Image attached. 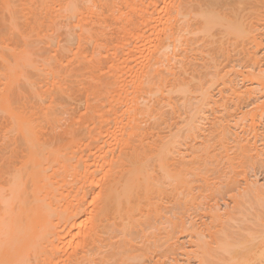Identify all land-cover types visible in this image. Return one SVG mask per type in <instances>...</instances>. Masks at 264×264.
<instances>
[{
	"label": "bare ground",
	"instance_id": "1",
	"mask_svg": "<svg viewBox=\"0 0 264 264\" xmlns=\"http://www.w3.org/2000/svg\"><path fill=\"white\" fill-rule=\"evenodd\" d=\"M34 1H38V0H34ZM39 1H40V4H38V5H41V7H37V5L35 7V4L33 2V4H32L33 7H31V8L28 7V10L31 9L32 11L33 10L36 11L34 8H36V9L39 8L38 10L40 12L41 8H43L45 11L42 13L46 14L48 12L47 13V14H49L48 17H45V16H47V14L46 15L44 14L45 15L44 16L40 12V15H43L45 17L43 24L47 20L46 21L47 26H48V24L54 25V19L52 16H55V15H53L51 13L53 11L56 13V11H57L56 7H58L60 9V11L59 10L58 11H59L60 15H62L64 18L66 28L69 25L70 20L75 21L85 12L89 13L91 19H90V22L88 24H86L87 27H85V28L81 27V24H79V26L77 24L76 27L72 26L75 30V31H72V33H69V32L65 33L64 32L65 36H63L64 37L63 39L65 40V44H67V42H73V43H71V45L69 43L67 44V46L69 45L70 47L69 46L67 47L64 45V48L60 49V52H61L60 56L61 55L63 56L65 54H67L68 56L70 55L73 59L71 62L72 65L71 66L68 65L69 67H71L70 69L68 68L69 70L64 69L65 71H63V72L60 70L61 73L58 71L59 72L58 76H56L54 74L55 77H57V80L60 82L59 76L62 73L64 74V72H65V75H62V81L60 83L56 80V78H54L53 74H51L53 76V78L50 75V73L48 74L51 76V78L49 77L50 80H53V81L56 80V82L55 81L54 82L59 85V86H56L57 84L54 83L55 87H58L57 88L58 90H57V93L56 94L54 93L55 95L53 94V96L51 97V100L49 102L48 107H46L47 103H45L46 101L44 100V97H46V96L43 95V93H42V91H44L45 87L44 88L41 87L42 83L40 84L39 81L36 80L37 79L36 76H39L37 74V71L40 72L39 74L41 76V71H39L40 67L37 66V64L33 58V53L30 51L29 45L26 44L25 46L22 45L20 47L19 46L15 47V48L13 47L14 49H12V52H11V54H13V56H12L13 57V63L12 64L6 63V70H5V72H3L4 82L2 84V90H1V93H2L1 105L6 109H12L13 103H17L18 102L17 99L22 98V97H24V95H26L24 91H26L28 93H27V97H26L27 100H24L23 102H21L19 104L17 103L18 105H20V106H18V108L23 109L24 111L20 112V113H12V115H11V126H12V128L15 127L16 131H18L22 135V138L24 140L25 154L23 156L24 159L22 161V164L19 167H16L14 169L11 166L12 170L9 167L10 170L13 172H12L9 180L5 179V181H8V182L5 185H0V202L2 203V204L1 203L0 204H1V206L3 205L2 207H0V264H29V261H28V258H29L28 253L30 252L29 250H31L33 248L32 250L36 251V254H37L38 251H42L43 247H45V244H48V246H46L47 251H45V249H44L43 253L42 252H40V253L48 256V258H50V260L52 262H54V261H53V258L51 259L50 254H52V257H53V255L55 253V255L57 256V260H56V256L54 255L55 256L54 259L56 260L55 264H56V262L58 263V260L61 263L63 261H66L68 258H69L68 260L74 264H94V263L95 264H130L131 262L128 263V261H125V259H129V258L131 260L133 259L132 260V262H133L135 259L137 260V257L139 255H140V257L145 256L147 258L148 255L146 256V254H148V253H145V251H148L149 248L153 249L150 246L147 247L148 245H152V244H148L147 246L144 247L143 252H142L143 255L139 254L140 252H137V253L134 252L135 253L134 254V253H132L131 249L134 247H137L136 248V250H137L138 246H139V245H137V243H135L136 237L134 235L137 234V237L142 235L144 230L146 229L147 225L150 224L151 222L153 225V221H154L153 219H155V217H157V215L159 216L160 214H162L160 212L162 211L161 209H163V204L165 203V202L163 203L165 196L167 195V199L171 198L169 200L172 202H170L169 204L175 203L174 206H176V207H172L171 210L172 209L174 210V208H177L178 213H179V210L183 207V205L186 204V202H187L186 200H188V199L194 200L195 194L193 195L192 191L197 185H195V187L192 186V183L194 184V182H193L194 178H191V176H193V175H194L193 177H195V176L199 177L200 176L201 177L200 180L203 179V177L201 175H199V174L195 175L194 174V173H197V172H195L196 170H200V169L202 170V167H204V165L207 164V166L210 168L207 167L208 170L207 169L205 170V167H204L203 170L205 171V173H208L209 171H211L214 174H217V173H215V171L217 170L216 167L220 165V163H221L220 160L224 159V160H227L228 164L226 162L225 163L228 165V167L230 166L229 164L233 163L229 168L230 170L228 169L230 171V172L228 171V174L232 173V171H234V167H233L234 164L241 162L240 164L242 165L245 161L250 160V162H251L252 160H255L257 157L262 155L260 149L257 152L255 151L258 148L256 149L255 146L250 144L251 141L249 142L247 140L246 142H243L244 141L243 132L244 133L248 132L249 134L253 133L254 138L256 135H258L259 136L258 138H260V141H262V142L264 141V135L261 132H259V130L257 129V124L254 123L255 121L252 122L253 119L251 120L252 123L250 122L251 125L248 126V129L250 127V132L247 131L246 127H244L245 129L243 130L242 133H240V135L236 134V132L234 130H233L234 131L233 132L232 129H230L232 126L229 124L228 121H225V117H224L225 115L222 112V114H223L222 117H224L222 120H220L219 117L216 116L218 119L212 118L214 120L213 124L211 122L210 123L211 126H209V128L207 130H204L205 127H204V129L202 128V130H204V132L207 131V134L202 133L203 131L200 132V133H202V135L204 134L203 136L201 135L202 137H204V138H201L202 139L201 143L199 142L201 144V147H203V150H201L202 148L200 146H198L199 149L198 148H196V149H198L199 151H197L196 149H194L196 146L193 145V143H191L192 140L188 141V139H192V137L194 138L199 133V128H201L199 126L200 125L199 121L202 119V115L204 113V112L202 113V111H203L204 107L206 106L205 108H208L207 106L209 104H211L212 102L214 103V100L212 99L213 97L210 94L211 90H212L210 82L213 80L215 81V78H216V82H217V78L220 77L222 79V80L221 79L220 80L223 83V82H225V80L223 78L225 77V79L227 78V80H228V76H229L228 72L227 73L224 72V74L222 73V75L220 76L221 72L219 71V67H217L218 65L217 66L215 65L216 63L214 61L212 62L213 64H211V65L210 64H206L207 66L204 65L205 67H203V69L204 68L206 69V70L204 69V71H203V73L205 72L204 74L202 72L198 74L197 70H196L197 72H195L197 64L194 63L195 65H193V57H192V61H191V59L187 60L188 58H191V57H188L187 54L190 51L192 52V50H193L192 40H193V36L195 35L194 33H198L197 30L199 31L198 34H200V32L201 33L203 32V34H204V32L207 31V26H208L207 21L210 24V21L208 20V18L205 19V20H207L206 23L203 22L204 23L203 26H201L203 23L200 25V27H198L199 25L194 23L195 26H197L196 29L189 27L190 26L189 22H188L189 18L186 19V18L182 17L185 19V20H183L184 22H181V23H183V25L180 24L182 29H180L178 22H177V24H178L179 28H177L176 22L174 21V20H177V17H176V19L172 20V22H175L176 28L179 30H177L176 28L175 29L177 31L181 30L182 32L185 29V33L180 34L181 31L179 33L176 30L175 31L177 33H175V31H173L174 26L170 23V26L171 25L173 26L172 32L170 30L168 32V34L166 32L163 35L164 36L163 38H160V39L158 38V42L160 40L159 43L157 42V40L155 41L153 38L150 39L151 40L150 43L152 42V46H150L151 44L148 43V44H150L149 45L150 47L148 46V48L150 50H147L150 52V53H148V60H146L145 62L143 61V63H141V66L137 67L134 70L135 73L133 72V75L127 81V79L125 80L127 72H129L130 70H131V72L133 71L132 68L129 70V67H130V66L128 67L129 61L126 62L123 58V57H125L127 52L130 50L129 48L131 46H129V44L131 45V43H134V42H132L133 39L136 40V42H135L136 44H138L137 40H140V42L143 41L144 42L143 44H146L148 39L143 40V37L141 35L139 36L140 33L136 34L135 29H137V25H133L134 23L137 24L136 21L138 20V18H141L142 13L141 14L139 13L140 15H138V16H140V17H138V16H137L138 18L136 17L137 20L133 19L134 22H133V20H131L133 15L132 14H131L132 16L129 15L130 16V18H129L128 15H126V13H128L130 10L132 11V13L134 11L137 12L138 10L141 11V9H143V8H141V5H142V7H144L143 3H142L144 0H141L140 5L136 4L137 0H58L59 3L56 2L57 0H54L56 3L53 2V0H52V3L49 2L48 0H42V1L39 0ZM47 1L49 2L48 4L46 3ZM205 1H203L202 3H204ZM209 1L211 2V0H209ZM209 1H207V2H209ZM223 1H225L226 4L229 6H231V4L235 5L234 3L236 2V0H233L234 3L231 2V4H230L229 1H226V0H223ZM240 1H243V0H240ZM240 1L236 2V4L239 3ZM246 1H250V0H246ZM1 2L3 4L2 5L3 8H1V10L3 12L8 10V14H10L11 12L13 13V14L11 13L10 16L6 13L9 17L3 18L4 14L1 11L2 12L1 14H3V15H1L2 17L0 16L1 17L0 23L4 25L8 22V24H9V25L6 24L7 27H5V29H8V30H5V29H3V30L9 31V30H11V28H14L15 33L13 35H15V34L18 35V36H16L15 39L17 40V37L18 38L21 36L23 37V32L21 34V32H19V29H17L18 19L16 17L17 15L16 14L14 15V13H17L16 9H15V11H11L12 9L9 7V5L11 3L10 0H1ZM138 2H139V0H138ZM152 2H153V0H152ZM152 2H150V3H152ZM160 2H162V1H160ZM175 2H176V0H175ZM200 2H199V4H200ZM167 3H169V0ZM195 3L198 4V2H196V0H181L177 4L178 6L175 5V6H177L176 10L174 9L176 12L175 14H178V15L180 14V16L182 14V16H183L184 15L183 12L185 11L184 13L186 15H190V14H188L189 8L192 7V5ZM217 3H218V1H217ZM252 3H254V1ZM252 3L251 4L249 3V4L253 5ZM173 4H174V2H173ZM206 4H208V3H206ZM226 4H225V6H227ZM244 4H246V3H244ZM213 5L215 6L214 3H213ZM10 6L12 7L13 3ZM175 6L173 8H175ZM222 6H223V2H222ZM222 6L221 7L218 6V9H219V7L222 8ZM14 7L17 8V5L14 4ZM14 7H12L13 10H14ZM146 7H148V6H146ZM146 7H144V8H146ZM153 7H154V5H153ZM197 7H198V5H197ZM199 7H201V6H199ZM207 7L208 6H206L205 8H207ZM231 7H229V8H231ZM166 8H167V6H166ZM193 8L196 9V7H193ZM213 8H212V10H213ZM216 8L214 9V11L217 10ZM223 8H224V6H223ZM239 8H240V6H239ZM250 8H252V7H250ZM148 9H150V7H148ZM170 9H172V8H170ZM199 9H201V8H199ZM246 9H248V8H245V10ZM150 10H153V9H150ZM174 10L172 9V11H174ZM205 10H207V9H205ZM242 10L243 11H241V10H239V11H241L243 14L244 9L242 8ZM248 10L250 11V9H248ZM9 11H10V13H9ZM82 11H85V12L82 13ZM146 11L148 12V10H146ZM201 11H204V10L201 9ZM224 11H223V14L225 16ZM30 12L31 11L29 10L28 13H30ZM219 12L221 13V11H219ZM226 12H228V11H226ZM232 12H233V9H232ZM35 13L32 12L31 13L32 15L29 14L30 16L28 15V17H30V19H32L31 17H34ZM213 13L214 12L212 11V14ZM128 14H130V13H128ZM173 14H174V12H173ZM173 14H171V15H173ZM205 14L206 13L204 11L203 15H205ZM212 14H210L211 17L213 16ZM239 14H241V13H238V15ZM38 15H37V17H38ZM40 15L38 18L43 17ZM171 15H170V17L172 18ZM186 15H184V16H186ZM195 15L198 17L197 13ZM143 16H144V13H143ZM241 16H243V15H241ZM107 17H108V20L110 18L112 19L111 22L113 24H117V27H115L114 25L113 26L119 30V31L116 30V32H115V34L117 32L119 33L118 36H120V39H118V41L121 39H129V41L127 43L126 41L121 42V41H123V40H121L120 41L121 43L118 45H117V41H116L115 45H117L116 46L117 51H116V55L114 56L116 62H114V60H112V58H113L112 57L111 61L113 62V65L110 64L112 66L111 68L109 67V69L111 71L108 68H105V69L109 70V72L107 73L108 77L105 78V77H103V75H104L103 73H105V71H106V70L104 71V66H106V65L103 66L102 62H100V58L102 57V55L99 51H100V47L105 45L106 41H107L106 28L108 26L105 23L106 20H104V19H107ZM204 17H202V18H204ZM226 17H228V16L226 15ZM230 17H232V15ZM233 17H234V15H233ZM245 17H247V16H245ZM38 18H37L38 21L34 20V19H36V17L34 19H32L33 22H35L34 23L35 26L34 27L32 26L33 28H36V21L38 24V22L41 20V19L39 20ZM198 18H200V17H198ZM216 18H214V19H216ZM239 18H241V17H239ZM30 19L28 18V21ZM144 19H143V22H144ZM235 19L237 21V18H234V19L231 18L232 22H234ZM32 20H30V21H32ZM149 20H150V18H149ZM200 20H201V18H200ZM225 20L226 19H224V21ZM113 21H115V23ZM239 21L240 20H238V22ZM41 22H42V20L40 21V23ZM139 22H138V24H139ZM146 22H147V20H146ZM198 22H199V19H198ZM211 22H212V20H211ZM232 22L230 21V23H232ZM238 22H236L237 24H235V25H232L234 23H232L231 25L229 23L228 26H226V27H228L229 31L227 29L224 31L230 32V30H231V34L230 33L229 34L232 37H233V35L234 36L236 35V34H232V33H238V36H240L239 33L241 30L239 27H241L240 26L241 23L239 24ZM241 22H242V20H241ZM145 23H143V24H145ZM223 23H225V22H223ZM244 23H246V22H244ZM206 24H207V26H206ZM216 24H217V21H216ZM44 25L38 24L37 27L38 26H40V27H38L37 31L39 32L41 30V28H43V27L47 28ZM238 25H239V27H238ZM241 25H244V24H241ZM41 26H43V27H41ZM55 26H57V25H55ZM55 26H53V27H55ZM130 26L132 27V29H134V31H133L134 35L131 32L132 29ZM133 26H135L136 28H134ZM32 27L30 26V28H32ZM53 27H50V28H53ZM142 27H144V25H142ZM247 27H249V26H247ZM247 27L245 26L244 28L247 29ZM140 28H141V26H140ZM16 29L18 30L17 33H16ZM241 29H242V27H241ZM242 30L244 31L245 29H242ZM20 31H22V30H20ZM41 31H44V29H42ZM170 32H171V34H169ZM219 32H221V31H219ZM9 33L10 32H8V34ZM11 33H12V30H11ZM44 33H42V34H44ZM222 33L223 32H221V34ZM135 34L137 36H135ZM247 34H249L248 37L251 40L250 44H252L254 42L252 45L256 46L255 48H257L259 46V40H261V39H259V40L257 39L258 37L255 36L254 31L251 33L249 31H247ZM247 34H246V36H247ZM39 35L40 34H38V36ZM4 36H5V34H4ZM7 36H5V37H7ZM44 36L47 37V38L45 37L47 40L48 35L46 34ZM207 36L208 35H206V38H207ZM238 36H236V39ZM5 37H3V38H5ZM22 37L20 39H23ZM157 37H158V35H157ZM197 37H200V36L198 35ZM223 37H224V34H223ZM225 37L228 39L227 36H225ZM9 38H11V36H9ZM9 38H5V39H9ZM208 38H211V37H208ZM240 38H242V36ZM113 39L115 40V38H113ZM199 39H202V38L200 37ZM53 40L54 39H52L51 41H53ZM228 40H227V43L225 42V44H227V45L224 44V46H227V48L229 46ZM225 41H226V39H225ZM24 42H25V40H24ZM230 42H231V38H230ZM136 44H134L132 46L135 47ZM143 44H142V46H145ZM52 45H53V43H52ZM92 45H95L96 49L93 50L92 56H89L88 51H90V50H88V48H90ZM115 45H112V46L115 47ZM176 45H178L177 46L178 48H179V46L182 47L181 50L183 51V53H185L184 55L187 58L185 60H184V58L183 59L177 58L178 63H177V60H175L176 57H178V56L174 55L175 58H173V53L174 54L176 53L175 52L176 49L174 50L173 53H171L172 51L170 50V49H172L171 46H174L173 48H175ZM247 45H248V43H247ZM62 47H63V43H62ZM65 47H67V48H65ZM135 48H134L135 52H137V51L139 52V49L141 50V47L139 49H137V48L135 49ZM204 48H205V45H204ZM251 48H253V47H251ZM144 49H145V47H144ZM248 50H247V53L245 54V56H247V57H244V58H247L249 61H252V60L254 61V60L258 59V58H256L257 57L256 54H250V52ZM252 50L255 51L256 49L253 48ZM132 51H129V52L131 53ZM187 51H189V52H187ZM130 53L127 55L130 56ZM142 53H143V50H142ZM240 53H242V52H240ZM253 53H255V52H253ZM127 55H126V57H127ZM181 55H183V54H181ZM255 55H256V57H254ZM185 56H183V57H185ZM63 57H59V59L62 60ZM2 59H3V57H2ZM125 59H127V58H125ZM171 59H172L171 62H173V59H174V61H176V62H174V66H176L175 64L177 63L176 68L174 66H171L172 64L166 63V62L170 63L169 60H171ZM123 60L125 62H123ZM84 61H85V63H83ZM207 61H208V59H207ZM194 62H195V58H194ZM223 62L224 61H222V63ZM164 63H165V65L167 64V65L171 66V67L168 66L169 68L167 70V65H166V71H164L165 70V68L163 67ZM82 64H83V68H80L79 66ZM159 64H162V66ZM201 65L202 64L199 63V65H197V67L200 66V68H202ZM61 66H62V64H61ZM158 66H160V67L158 68ZM24 67H31L32 69H36V70L38 69L37 71L35 70L36 73L34 72L37 75L35 76L32 73V75L25 76L24 72H23ZM37 67H39V68H37ZM59 69H63V68L61 67ZM57 70H58V67H57ZM33 71L34 70H32V72ZM207 71H209L208 73L212 72L210 74H213V76H210V77H212L214 79L212 80V78H209L208 79L209 81L206 82L207 79H204V77L205 78L209 77V74L206 73ZM194 72L197 73L196 76L194 75L195 74ZM237 72H236V74H237ZM260 72H261L260 74L264 75L263 71H260ZM52 73H53V71H52ZM201 74L204 76L201 77ZM205 74H207L208 77L205 76ZM238 74H239V72H238ZM260 74H257L258 77L256 76L258 81L260 80V78L264 77V76H261ZM42 76L45 77V75H43V74H42ZM100 76H102V77H100ZM196 77H197L198 81L196 82L194 80L195 83H192V79H195ZM40 78H42V77H40ZM47 78H48V76H47ZM202 78L204 79V82L201 81ZM229 80H231V79L229 78ZM21 82H25L27 90H25V88L23 89V87L20 86ZM216 82H214L215 84H212V85L215 86ZM230 82L231 81L228 82V86H227V83H223V84H226L227 89H230V90H232V92L236 93L235 92V90L237 91V89H235L236 87L234 86L235 87L234 88L233 87L234 84H232ZM217 84H218V82H217ZM223 84H222V86L226 87ZM262 85H263V83H262ZM227 92H229V91H227ZM232 92L230 91V93H232ZM193 93H196V94H193ZM220 93H222V92H220ZM72 95H73L74 100L71 98ZM229 95H231V94H229ZM176 97L180 98L182 102ZM83 98H84L83 101L85 102V108H87V111L84 112V115L82 118H79L78 113H77L78 111L76 108H74L75 105L77 106V101H75V100L83 99ZM161 98H163L164 101ZM159 99H161V101ZM175 99H176V101H175ZM177 99L182 103V105L181 104L180 105L185 107L184 111L187 112L186 118L183 120L185 122L184 123L185 125L183 127L184 128L187 127V128H186V131L184 133H182V132L185 129H183V130L181 129V131H182V132L180 131L181 133L179 131H176L177 129L175 130L176 132H174V130H173V133L172 132L169 133V131L171 130V128H169V127L171 125L169 127H167L168 125L166 123H169L168 120L171 117H169L170 115L169 116H167V115L170 114V111L172 110L170 108L175 107L176 106L175 104L178 103ZM72 102H74L73 103L74 106L71 108ZM174 102H177V103H174ZM215 103H217V102L215 101ZM219 103H220V101H219ZM220 105H222V104H220ZM171 106H173V107H171ZM178 106H179V104H178ZM181 106H179L177 108H180ZM213 106H214V104H213ZM217 106H219V104ZM230 107H231V105H230ZM177 108H175V109H177ZM224 108H226L225 105H224ZM236 108H237V106H236ZM166 109H168V110L170 109V111L167 112ZM73 111H75V112L73 113ZM184 111H183V113H184ZM234 111H236V110H234ZM234 111H232V112H234ZM24 113H26V115H24ZM166 113H167V115H166ZM172 113H171V116H173ZM75 114H77L76 117H75ZM174 114L176 115V111ZM227 114H229V113H227ZM175 115H174V117H175ZM215 115H217V114H215ZM237 116H239V115H237ZM63 117L65 120H66V118L71 119L69 130L64 131V132H63V129H62V131H60V130L56 131V129L54 130V128H56V127H53V126H55V125L57 126L58 123L61 122L59 120H62ZM174 117H173V119L177 118V117H175V118ZM222 117H220V118H222ZM229 117L227 119L230 121L232 118L230 119ZM204 118H205V116H204ZM173 119L171 118V120H173ZM171 120H169V121H171ZM233 120L237 121V119H233ZM173 121L171 123H173ZM176 121H177V119H176ZM236 121H232L233 122L232 124L236 125ZM238 121H239V118H238ZM198 122H199V124H198ZM37 125H38V130H39V128L43 129V127H44V129H46V134L43 136V138L38 135ZM164 125H166V126H164ZM174 125H175V122H174ZM63 126L64 125H62L61 127H63ZM66 126H68V125H66ZM162 126H164V129H161V128H163ZM59 127H60V125H59ZM165 128H166V131H168L167 128L170 129L168 131V133H169V135H167L168 137L167 136H159V134H160L159 131L162 130L160 132L161 133L163 132V134H164ZM178 130H180V127ZM257 130L259 133L256 132ZM78 131H80V134ZM81 132H83V134ZM215 132L217 134H219L220 137L222 136L221 137L222 140L224 138L223 136L226 135V136H228V138H226V139H228V141H229V138H230L229 136L231 135V137L233 138L232 141H234L235 144L233 143L234 144L233 146L230 145L231 147H229V149H228L227 146H229V143L227 146H225L228 141H226L224 138V140L226 142L224 141L225 144H223V146L225 148L226 147L227 148L226 149L224 148L223 153L225 154L226 151H228V150L230 151V149H232L235 152L230 151V154H233V155H228L229 152H227L224 155L225 157H223L221 159L220 157L223 156L222 152H215L216 148L219 150L221 148V146H217L218 144L216 142H218V141H216L217 139H215V138H219V140H220L219 142H221V139L218 135L215 134ZM256 133H258V134H256ZM77 134L80 137H78ZM246 134L247 133H245V135ZM215 135H216V137H215ZM82 136H83V138L81 139ZM213 136L215 138H213ZM198 137H200V136L198 135ZM248 137H249V135H248ZM82 140H84L83 143L81 142ZM212 140L216 141V142L213 141L216 144V148H214L215 145H214V147L212 146V144H214V143H212ZM91 141H93L92 144L95 143V146L99 149V152L102 154V156L100 158H98L96 156H94V157L91 156L87 162H84V158H83L84 151L85 152L87 151L85 149H86V147L88 148ZM193 142H194V144L197 143V141L196 142L193 141ZM224 142H222V143H224ZM219 144H221V143H219ZM181 146L183 148L185 146L186 149L182 150ZM250 146L255 148V149L254 148L253 149H254L255 153H257V155L255 154V156H254L253 155L254 152L251 153V147ZM210 147H213V148L211 149ZM188 148L191 152H190V154L188 153V156L186 157L185 156L186 153H184V152L186 150H188ZM204 150H205L206 156L202 153V152H204ZM180 151H182V152H180ZM175 152L180 153V154L183 153L184 155H180L181 157H179V159H178L177 157L179 156V154L176 155ZM198 152L203 155V158H204V156L207 157V159L205 158L207 160V163L204 161H201L202 159L200 160V158H202V156L200 154L197 155ZM231 152H234V153H231ZM258 152L261 154H259ZM174 153H175L176 157L173 156ZM175 158H177L178 160L177 159L175 160ZM257 159H259V158H257ZM260 159H262V158H260ZM234 160H235V163L232 162ZM200 161L203 163H206V164H201ZM258 161L259 160H256V162H258ZM261 162H264V160L262 159ZM200 164L203 166L201 167ZM257 164H260V163H257ZM209 165L215 166L214 167L215 169L213 168V166L211 167ZM244 165L245 166H243V167L245 168L246 166H248V163L246 162V164H244ZM252 166H254V165H252ZM1 167H3V166H1ZM258 167H259V165H258ZM236 169L239 172H240V170H238V169H241V171H242V167L241 168L236 167ZM102 170H104L103 172L105 173L103 175L104 176L103 180L106 183V186L105 187L103 186V189H100L99 192H97L94 195L92 193L93 192V188H92L93 181L92 180L96 176V174H97L96 172L97 171L99 172ZM223 170H227V168H225V169L223 168ZM223 170L221 171V173H223ZM245 170L246 169H244V171ZM218 171H219V169H218ZM70 173H72V174H70ZM198 173L201 174L204 172L199 171ZM213 173H211V174H213ZM233 173H235V171ZM68 174H70V175H68ZM211 174L208 173V176H211ZM237 174H238V172H237ZM239 175H241V174H239ZM239 175H236V176H239ZM68 176H70V177L68 178ZM189 176H190V178H189ZM208 176H207V178H208ZM216 176L219 177L218 174ZM232 176L235 177L234 175H232ZM232 176H231V178H233ZM254 176H256V175H254ZM207 178H205L207 181L208 180L211 181L210 179H212L210 177L208 179ZM205 179L202 180V182L203 181L206 182ZM241 179H240V182H241ZM233 180H235V179H233ZM233 180H231V181H233ZM256 180H254L255 182H248L247 181L246 185L244 184L245 186L243 185L241 187V189H242L241 192H240L241 189H239L238 190L239 192H238L237 189L235 187H233L234 185H232L231 183L230 184L232 186L230 184H227V182L225 185L224 181H226V180H224V181L222 180L224 182V185L227 187L225 189L226 191L229 190L228 188L233 187V188H231L232 191H234L233 189H236L235 191H237V194L235 195V198L233 197L234 199L232 198L233 201L231 200V198L229 196L230 201L233 202V206L231 209L232 211L226 210V212H224V214L226 216L222 215L223 213L222 214L220 213L222 210L221 211L219 210L220 212L218 211V209H217L219 207L218 204L216 205V206H218L216 208L213 205L215 202L212 204L214 207L209 202V204L212 206L211 212L213 215H211V217L214 220L213 221L214 224L212 222V224H210V226H208L210 228L207 227V230L209 229L207 237L205 236V234L196 231L195 230L196 228H193L194 225L192 226V232L193 231L196 232L195 237L197 238V241L195 243L197 244V246H196L197 250L195 252H196V255L199 257V261H198L199 264H264V186H262L263 184L258 185L256 183ZM196 181H198V180H196ZM212 181H211V183H213ZM214 181H216L215 178H214ZM222 181L219 182V184L221 183V185H222V183H223ZM237 182H238V180H237ZM242 182H244V181H242ZM208 183H209V185H208ZM168 184H169V186H166ZM203 184H205V183H203ZM238 184L236 183L235 186ZM207 185H208V187L211 186L210 182H207ZM212 185H214V184H212ZM240 185H242V184L240 183L239 186ZM200 187H201V185H200ZM218 187L217 188L215 187L217 189L216 190L217 192L219 189ZM166 188H169V189L166 190ZM211 188H213V186ZM211 188L209 189V192H212ZM215 188H213V189L215 190ZM222 188L219 189V191H221ZM71 190H72V192L74 191L73 192L74 193L73 198L72 197L69 198L68 197L69 195H67L68 191L70 192ZM182 190H184V191H182ZM225 190H224V195L226 192ZM66 191H67V193H66ZM229 192L231 194L230 190H229ZM218 193H217V195L221 194V193H219V194ZM179 194H182V196H184V197H182V196L180 197ZM211 194H210V196H211ZM59 197H61V198H59ZM197 197L195 196V200ZM217 197L218 196H216V198ZM89 199L92 200L91 203L93 206L91 205L92 206L91 208H93V209L89 208V205H88ZM164 201H166V200H164ZM209 201H211V199ZM226 203H228V201ZM165 205H164V208H165ZM223 207H224V204H223ZM167 209L166 210L163 209V210H165L167 212ZM223 209L225 210V208H223ZM171 210H169V211H171ZM177 210H175V211H177ZM89 212L91 213V216H89V217L92 218V220H90V218H89V222L91 221L90 225L91 224H93V225L88 229H90V231L92 230V233L89 230L87 231L86 227H85L86 230L83 228L84 231L82 232V225H79V227L76 228V232H77V234L78 233L81 234L80 240H82V238H85V239H83V241L81 242L82 244H79V245H81V247H79L77 245L79 250L76 251L74 254L72 253L73 255L70 254V256H72V258L69 256V257H66L65 260H63L65 257L64 255H66V253H65L66 250L63 249V244H62L63 239H62V237L56 236V235L59 234V231H61V232L65 231V230H69L70 232L73 231L75 228L73 221L76 220V218L78 219V217L82 216V214L86 215V213H88V215H89L90 214ZM171 213H173V212H171ZM176 214H177V212H176ZM236 214H239L240 217H237ZM249 214H251L253 216L252 219L249 216L251 221L253 220L252 222L249 221L251 224L253 223L252 224L253 226H251L250 223H248L249 225L245 224V223H244L245 225L239 223L238 226H236V227L234 226L235 225L234 222L236 223L240 220L244 221V220L248 219L247 216ZM160 216L162 217V215H160ZM161 217H159V218H161ZM211 217H210V219H211ZM168 218H170V217H168ZM171 218L173 219V217H171ZM174 218H177V215ZM172 219H170V220H172ZM233 219L234 220L239 219V220L233 221ZM215 220L218 222V224H217V222H215ZM169 221L167 220V223ZM175 221L177 224L179 223L176 219H175ZM246 222H248V221H246ZM177 224H173V226L175 225L174 228H176L178 226ZM169 225H172V222ZM180 225H179V227H180ZM257 225L260 227V228L258 227L259 229L257 227L255 229V226H257ZM86 226H87V224H86ZM148 227H149V225H148ZM154 227H155V225H154ZM198 230L202 231L204 229L202 228V230H200V229H198ZM90 235L91 236L93 235L91 237L93 239H89ZM192 235L194 236V234H192ZM87 236H89V237L86 238ZM115 238H118V239L115 241L114 240ZM54 239H55V242L57 245L55 244ZM154 240L156 241L158 239H154ZM39 242L42 243L40 246L41 250L38 247L40 245ZM53 243L55 246L52 245ZM193 243H194V241H193ZM195 243H194V245H196ZM155 244H156V242H155ZM42 245H44V246L42 247ZM51 246H53V248H51ZM49 247H50V249H49ZM75 248H77V247H75ZM142 248L138 249L137 251H139V250L142 251ZM52 249L53 250L55 249L56 251L55 250L53 251ZM66 249H67V247H66ZM71 250H72V248H71ZM71 250H69L70 253H71ZM44 251L47 253H45ZM73 251H75V250L73 249ZM40 253L38 252L39 255H40ZM159 253H160V251H159ZM162 253L163 252L161 251V255H162ZM58 254L61 255L62 257H59ZM136 254H138V255H136ZM92 255H94V256L97 255L96 256L97 258L93 257ZM148 257L150 258V256H148ZM48 258H45V259H48ZM60 258H63V259L60 260ZM138 259L140 260L139 257H138ZM29 260H30V258H29ZM139 260H137L138 264H142L143 263L141 261L142 259L140 260L142 263H140ZM51 261L47 260V262H51ZM92 261L93 262L95 261V262L93 263ZM135 261H134V263H135ZM152 261H150V262H152ZM155 261H157L156 264H160V263H158V260H154V262ZM30 262H31V260H30ZM154 262H152V263L154 264ZM60 263H58V264H60ZM63 263H65V262H63ZM66 263H67V261H66ZM135 264H137V262ZM146 264H148V263H146Z\"/></svg>",
	"mask_w": 264,
	"mask_h": 264
},
{
	"label": "rangeland",
	"instance_id": "2",
	"mask_svg": "<svg viewBox=\"0 0 264 264\" xmlns=\"http://www.w3.org/2000/svg\"><path fill=\"white\" fill-rule=\"evenodd\" d=\"M42 1V0H41ZM49 2H51L52 3V0H48ZM46 2L47 4L49 3V2ZM160 1H162V2H160ZM171 1V2H170ZM181 0H176V2H175V0H169V3H167L168 2V0L166 1V0H153V2H152V0H144L142 3H143V6L144 7H146V6H148V7H150V9H153V10H150V9H148V7H146V8H144V7H142V5H141V8H143V9H141V11L140 10H138L137 12L136 11H134L133 13H132V11L130 12H128V13H130V14H128V13H126V15H128V17L130 18V16H132V18H131V20H137V18L138 17H140V16H138V15H140L141 13V18H138V22H139V24H138V22L136 21V23L137 24H133V25H137V29H135V33L136 34H138V33H140L139 34V36L141 35L142 37H143V40H147L148 39V41L146 42V44H143L144 42L143 41H141L140 42V40H137L138 42V44H136L135 42H136V40H132V42H134V43H131V45L129 44V46H131L129 49V51H132L131 53L128 51L127 52V54H129L130 53V56H128L127 54V57H126V55H125V57H123L124 58V60L126 61V62H128L129 63V65H128V67H129V70L132 68V72H131V70L129 71V72H127V74H126V77H125V80L127 79V81L131 78V76L133 75V72H134V70L137 68V67H140L141 66V63H143V61L145 62L146 60H148V53H150L149 51H147V50H150L149 48H148V46L150 45V46H152V42L150 43V39H154L155 41L157 40V42H158V38L160 39V38H163L164 36V34L167 32V34H168V32L171 30V32H172V28H173V26H174V30L173 31H175L177 28H179V26H180V24H182L183 25V23H181V22H184L183 20H185L184 18H186V19H188V22H189V27L190 28H197V26H195V24H197V25H199L198 27H200V25L204 22V23H206V21L207 20H205V19H207L208 18V20L210 21V24H209V22L207 21V23H208V26H207V24H206V26H207V31H205L204 32V34H203V32L201 33L200 32V34H198L199 33V31L197 30V32L198 33H194L193 35V40H192V48H193V50H192V52L190 51H187V52H189L188 54H187V56L188 57H191V58H186V56L184 55L185 53H183V51L181 50L182 49V47H180L179 46V48L177 47L178 45H176V47L178 48H173L174 46H171L172 47V49H170L172 52L171 53H173L174 52V50H175V54L173 53V58H175L174 57V55L175 56H178V57H176V59L175 60H177V58L178 59H183L184 58V60L185 59H187V60H190L191 59V61H192V57H193V65H195L194 63H196L197 65H199V63H201L202 65H201V67L202 68H200V66H198L197 67V65H196V69H195V72H197L198 74L199 73H203V71H204V69H203V67H205V66H207L206 64H213L212 62L214 61L215 63V65L217 66V67H219V71L221 72L220 73V76L222 75V73L224 74V72H228V80H227V78L225 79V77L223 78L224 80H225V82H223V83H227V86H228V82L229 81H231L230 83H232V84H234L233 85V87L235 88V89H237V91L235 90V92L236 93H234V92H232V90H230V89H227V86H226V84H223L222 82H221V78L219 77V78H217V82H218V84H217V82H216V78H215V81L213 80L214 78H212V77H210V76H213V74H210V73H212V72H210V73H208L209 71H207L206 73H208L209 74V77H208V75L207 74H205V76H207L208 78H205L204 77V79H207L206 80V82L207 81H209L208 79L209 78H212V80L213 81H211L210 82V84H211V96L213 97L212 99L214 100V103L212 102L211 104H209L207 107L208 108H205L204 107V109H203V111H202V113H203V115H202V119L199 121L200 122V127L201 128H199V133L200 132H202V133H204V134H207V131H205L204 132V130H207L208 128H209V126H211V122H212V124H213V119L215 118V119H218L217 117H219V119L220 120H222L224 117H225V121H228L229 122V124L232 126H230L231 128L230 129H232V131L234 130L235 132H236V134H239L240 135V133H242L243 132V130L245 129L244 127H246V129H247V131H249L250 132V127H249V129H248V126H250L251 124H250V122H251V120H252V122L253 121H255L254 123L255 124H257V129L259 130V132H261L263 135H264V77L263 78H260V80L258 81V79H257V77H258V75L257 74H260L261 72L260 71H263V74H264V0H250V1H240V0H238V1H240L239 3H237L236 4V2H238L237 0H236V2L234 3V1L233 0H226V1H229V3L231 4V2L232 3H234L235 5H232L231 4V6L233 7H231V6H229V5H227L226 4V2L225 1H223V0H211V2L209 1V0H196V2H198V4L197 3H195V4H193L192 5V7H190L189 8V13L188 14H190V15H186L184 12H183V14L184 15H186V16H182V14H181V16H180V14L178 15V14H175L176 12H175V10H176V8H177V4L180 2ZM201 1V2H200ZM203 1H205L204 3H202ZM207 1H209V2H207ZM217 1H218V3H217ZM221 1V2H220ZM254 1V3H252ZM3 2V1H2ZM2 2H1V0H0V16L1 15H5L6 13L8 14V10L7 11H5V12H3L2 10H1V8H3V4H2ZM10 5L13 3V6L12 7H14V4H16L17 5V8H15L14 7V10H13V8L9 5V7L12 9L11 11H15V9H16V12L17 13H14V15L16 14L17 16V19H18V25H17V29H19V32H21V34H22V32H23V39H20L21 37H17V40L15 39L16 38V36H18V35H13L14 33H15V30H14V28H11V30H12V33H11V30H9V31H5V30H8V29H5V27H7V25L6 24H8V22L6 23V24H1L0 23V185H5L8 181H5V179L6 180H9L10 179V177H11V174H12V172L13 171H11L12 170V167L15 169L16 167H19L21 164H22V161H23V156H24V154H25V145H24V140H23V138H22V135L18 132V131H16V129H15V127H13L12 128V126H11V115H12V113H20V112H23L24 110L23 109H19L18 108V106H20V105H18L19 103H21V102H23L24 100H27V93L28 92H26V91H24L25 92V94L26 95H24V97H22V98H19V99H17V103H13V105H12V109H6V108H4L2 105H1V98H2V93H1V90H2V84H3V82H4V76H3V72H5V70H6V63H9V64H12L13 63V54H11V52H12V49H14L15 47H17V46H25L26 44L27 45H29V48H30V51L33 53V58H34V60H35V62H36V64H37V66H39L40 67V70L39 71H41V76H40V72H38L36 69H32L31 67H24L23 68V72H24V75L25 76H28V75H32V73H33V75H39V76H36V80L37 81H39V83L41 84V87H45V89H44V91H42V93H43V95H45L46 97H44V100L46 101L45 103H47V105H46V107H48V105H49V102H50V100H51V97L53 96V94L55 93H57V88L58 87H55V84H57V83H55L56 82V80H57V77H55V75L56 76H58L59 75V72L61 73V71L63 72V71H65V70H69L71 67H69V66H71L72 64H71V62H72V57L69 55H67V54H65V55H61L60 56V54H61V52H60V49H62V48H64V45L65 46H67V44L69 43L70 45H71V43H73V42H67V44H65V40L63 39L64 37L63 36H65V33H67V32H69V33H72V31H75L74 30V28L73 27H76L77 26V24H78V26H79V24H81V27H83V28H85V27H87V25L86 24H88L89 22H90V19H91V17H90V15H89V13H87V12H85V11H82V13H84V14H82L78 19H76L75 21H69V25L67 26V28L65 27L66 25H65V21H64V18H63V16L62 15H60V13H59V11H60V9L58 8V7H56L57 8V11H56V13L53 11H51L52 13L51 14H53V15H55V16H52L53 17V19H54V25H50V24H48V26H47V20L45 21V25L43 24V21H44V19H45V17H48V15L49 14H47V16H45L46 14L45 13H42V12H44L45 10L43 9V8H41V10H40V12H41V14H45L44 16L43 15H40V12H39V8H34L36 11H32L31 9H29L31 12L30 13H28V7L29 8H31V7H33V2H34V4H35V7H36V5H37V7H41V5H38V4H40V1L38 0V1H34V0H10ZM53 2H55L54 0H53ZM56 2H58V0L56 1ZM55 2V3H56ZM140 2H141V0H139V2H138V0H137V2H136V4L137 5H140ZM149 2V3H148ZM150 2H152V3H150ZM167 4H166V3ZM173 2H174V4H173ZM194 2V1H193ZM199 2H200V4H199ZM216 2V3H215ZM222 2H223V6H224V8H223V6H222ZM225 2V3H224ZM248 2V3H247ZM54 3V4H55ZM59 3V2H58ZM57 3V4H58ZM145 3V4H144ZM206 3H208V4H206ZM213 3L215 4V6L217 7H215L214 5H213ZM220 3V4H219ZM244 3H246V4H244ZM252 3L253 5H250V4ZM256 3V4H255ZM152 4V5H151ZM171 4V5H170ZM175 5H177V6H175V8H173ZM225 4L227 5V6H225ZM241 4V5H240ZM244 4V5H243ZM59 5V4H58ZM153 5H154V7H153ZM156 5V6H155ZM197 5H198V7L199 6H201V7H199V8H201L202 10H204L205 11V15H203L204 14V11H201V9H199L198 7H197ZM205 5V6H204ZM213 5V6H212ZM240 6V8H239V6ZM255 5V6H254ZM166 6H167V8H166ZM171 6V7H170ZM203 6V7H202ZM206 6H208L207 8H205ZM218 6H222V8H220L219 7V9H218ZM236 6V7H235ZM243 6V7H242ZM249 6V7H248ZM165 7V8H164ZM169 7V8H168ZM193 7H196V9L195 8H193ZM214 7V8H213ZM228 7V8H227ZM229 7H231V8H229ZM238 7V8H237ZM248 8V9H250V11L248 10V9H246L245 10V8ZM250 7H252V8H250ZM254 7V8H253ZM155 8V9H154ZM170 8H172L174 11H172V9H170ZM212 8H213V10H212ZM217 9V10H215L214 11V9ZM237 10H235V9ZM242 8L244 9V12H243V14H242V12L241 11H243L242 10ZM145 9V10H144ZM170 9V10H169ZM205 9H207V10H205ZM221 9V10H220ZM231 9V10H230ZM232 9H233V12H232ZM241 10V11H239V10ZM10 10V9H9ZM43 10V11H42ZM55 10V9H54ZM59 10V11H58ZM146 10H148V12L146 11ZM200 12H198V11ZM225 10V11H224ZM248 10V11H247ZM3 12V14H1L2 12ZM143 11V12H142ZM207 11V12H206ZM210 11V12H209ZM212 11L214 12L213 14H212ZM217 11V12H216ZM219 11H221V13L219 12ZM223 11H224V13H225V16H224V14H223ZM226 11H228V12H226ZM235 11V12H234ZM239 11V12H238ZM246 11V12H245ZM32 12H36L35 13V15H34V17H31L32 19H34L35 17H36V19H34V20H37V18L39 17V15L40 16H43L42 18H38L39 20L41 19L42 20V22L40 23V21L38 22V24L39 25H44L45 27H47V28H44L43 26H41V27H43V28H41V30L42 29H44V31H37L38 30V27H40V26H38L37 27V21H36V28H33L34 26H35V22H33V20L32 19H30V17H28V15L30 14V15H32L31 13ZM39 12V13H38ZM136 12V13H135ZM171 12V13H170ZM173 12H174V14H173ZM203 12V13H202ZM9 13H10V11H9ZM12 13V12H11ZM11 13L10 14H8L9 16L11 15ZM55 13V14H54ZM140 13V14H139ZM143 13H144V16H143ZM147 13V14H146ZM170 13V14H169ZM198 14V17H200L201 18V20H200V18H198L195 14ZM208 13V14H207ZM218 13V14H217ZM229 15H228V14ZM231 13V14H230ZM235 13V14H234ZM238 13H241V14H239L238 15ZM245 13V14H244ZM3 15V18H8L9 16L8 15ZM13 14V13H12ZM38 15V17H37V15ZM132 14V15H131ZM137 14V15H136ZM147 16H146V15ZM171 14H173V15H171ZM210 14H212L213 16L211 17L210 16ZM29 15V16H30ZM130 15V16H129ZM170 15L172 16V18L170 17ZM222 15V16H221ZM226 15L228 16V17H226ZM232 15V17H230ZM233 15H234V17H233ZM237 17H236V16ZM241 15H243V16H241ZM135 16V17H134ZM138 16V17H137ZM196 16V17H195ZM205 16V17H204ZM209 16V17H208ZM217 18H216V17ZM245 16H247V17H245ZM2 17V16H1ZM0 17V18H1ZM30 19V20H32V21H28V18ZM109 17V16H108ZM108 17H107V19H104V20H106L105 21V23H106V25L108 26L107 28H106V35H107V41H106V44L105 45H103V46H101L100 47V53H101V55H102V57L100 58V62H102V64H103V66L104 65H106V66H104V71H105V73H103L104 75H103V77H105V78H107L108 77V75H107V73L109 72V67L111 68L112 66L111 65H113V62L111 61V58L113 57L114 58V56L116 55V51H117V45L118 44H120L121 42H124V41H126L127 43H128V41H129V39H121V40H123V41H121V40H119L118 41V39H120V36H118V32L115 34V32H116V30L117 31H119L117 28H115V27H117V24H113L112 22H111V18L108 20ZM134 17V18H133ZM137 17V18H136ZM146 17V18H145ZM148 17V18H147ZM176 17H177V20H174V19H176ZM180 17V18H179ZM182 17H184V18H182ZM202 17H204V18H202ZM221 17V18H220ZM239 17H241V18H239ZM136 18V19H135ZM145 18V19H144ZM149 18H150V20H149ZM214 18H216V19H214ZM231 18L232 19H234V18H237V21H236V19H235V21L236 22H238V20H240L238 23L240 24H244V25H241L240 24V26L242 27V29H245L244 31L241 29V27H239V25H238V27L240 28V33H239V35L240 36H238V33H232V34H236L235 36L233 35V37L230 35L231 34V30H230V32H228L229 31V29H228V27H226V26H228V24L230 23V21L232 22V20H231ZM245 18V19H244ZM140 19V20H139ZM143 19H144V22H143ZM182 19V20H181ZM198 19H199V22H198ZM224 19H226L225 21H224ZM228 19V20H227ZM230 19V20H229ZM134 20H133V22H134ZM146 20H147V22H146ZM172 20H174L175 22H176V25H177V28H176V25H175V22H172ZM190 20V21H189ZM211 20H212V22H211ZM219 20V21H218ZM241 20H242V22H241ZM150 21V22H149ZM180 21V22H179ZM216 21H217V24H216ZM234 21V22H235ZM32 22V23H31ZM114 23H115V21H113ZM146 22V23H145ZM177 22H178V24H179V26H178V24H177ZM191 22V23H190ZM214 22V23H213ZM223 22H225V23H223ZM227 22V23H226ZM234 22H232V23H234ZM234 23V24H232V23H230V25L232 24V25H235V24H237V23ZM244 22H246V23H244ZM31 23V24H30ZM57 23V24H56ZM112 23V24H111ZM143 23H145V24H143ZM170 23L173 25H171L170 26ZM195 23V24H194ZM204 23L201 25V26H203L204 25ZM219 23V24H218ZM222 23V24H221ZM33 24V25H32ZM194 24V25H193ZM225 24V25H224ZM3 25V26H2ZM9 25V24H8ZM55 25H57V26H55ZM112 25V26H111ZM115 27H114V26ZM142 25H144V27H142ZM146 25V26H145ZM169 25V26H168ZM30 26L33 28H30ZM53 26H55V27H53ZM73 26V27H72ZM140 26H141V28H140ZM193 26V27H192ZM247 27V26H249V27H247V29L246 28H244V27ZM251 26V27H250ZM3 27V28H2ZM10 27V26H9ZM50 27H53V28H50ZM131 27V26H130ZM134 28H136L135 26H133ZM140 28V29H139ZM176 28V29H175ZM210 30H209V29ZM254 28V29H253ZM2 29V30H1ZM3 29H5V30H3ZM16 29V33H17V30ZM40 29V28H39ZM131 29H132V27H131ZM180 29H182V27L180 26ZM222 29V30H221ZM228 30V31H224V30ZM250 29V30H249ZM20 30H22V31H20ZM51 30V31H50ZM177 30H179V29H177ZM176 30V31H177ZM3 31V32H2ZM47 31V32H46ZM50 31V32H49ZM77 31V30H76ZM131 31V30H130ZM133 31H134V29H132V33H133ZM175 31V33H177V32H179L180 33V31H177L176 32ZM219 31H221V32H223L222 34H221V32H219ZM243 31V32H242ZM247 31H249L250 33L251 32H255V36L256 37H258L257 39L259 40V39H261V40H259V46L257 47V48H255L256 46H254V45H252V44H250V42H251V40H250V38L248 37L249 36V34H247ZM5 32V33H4ZM7 32V33H6ZM8 32H10L9 34H8ZM48 35V39L46 40V36H44V35H46L45 33ZM65 32V33H64ZM112 32V33H111ZM114 32V33H113ZM171 32L169 33V34H171ZM227 34H226V33ZM242 32V33H241ZM246 32V33H245ZM257 32V33H256ZM42 33H44V34H42ZM74 33V32H73ZM76 33V32H75ZM159 33V34H158ZM174 33V32H173ZM178 33V34H179ZM182 33H185V29L183 30V32L181 31V33L180 34H182ZM230 33V34H229ZM4 34H5V36H7V37H5L4 36ZM12 34V35H11ZM38 34H40L39 36H38ZM112 34V35H111ZM135 34V36H137ZM156 34V35H155ZM197 34V35H196ZM223 34H224V37H223ZM246 34H247V36H246ZM133 35H134V33H133ZM157 35H158V37H157ZM200 36L202 39H199L200 37H197V36ZM202 35V36H201ZM206 35H208L207 36V38H206ZM211 35V36H210ZM258 35V36H257ZM9 36H11V38H9ZM15 36V37H14ZM118 36V37H117ZM222 36V37H221ZM225 36H227L228 37V39L225 37ZM236 36H238L237 37V39H236ZM242 36V38H240ZM245 36V37H244ZM3 37H5V38H9V39H5V38H3ZM46 37V38H45ZM156 37V38H155ZM208 37H211V38H208ZM220 37V38H219ZM235 37V38H234ZM50 38V39H49ZM113 38H115V40L113 39ZM198 38V39H197ZM205 38V39H204ZM226 39V41H225V39ZM230 38H231V42H230ZM233 38V39H232ZM239 38V39H238ZM247 38V39H246ZM52 39H54L53 41H51ZM223 39V40H222ZM24 40H25V42H24ZM49 40V41H48ZM63 40V41H62ZM130 40V41H131ZM223 42H222V41ZM227 40H228V42L231 44H229L228 43V48H227V46H224V44H225V42L227 43ZM249 40V41H248ZM53 43V45H52V43ZM62 41V42H61ZM116 41H117V45H115L116 44ZM121 41V42H120ZM234 41V42H233ZM50 42V43H49ZM55 42V43H54ZM159 42H160V40H159ZM158 42V43H159ZM223 44H222V43ZM62 43H63V47H62ZM143 45H145V46H142V44ZM148 43H150V44H148ZM247 43H248V45H247ZM134 44H136L135 45V47L137 48V49H139L140 47H141V50L139 49V52L141 53H139L138 51L137 52H135V50H134V48L135 47H133L132 45H134ZM140 44V45H139ZM112 45H115V47H113ZM204 45H205V48H204ZM225 45H227V44H225ZM252 45V46H251ZM69 46V45H68ZM67 46V47H68ZM149 46V47H150ZM14 47V48H13ZM60 47V48H59ZM67 47H65V48H67ZM70 47V46H69ZM143 47V48H142ZM144 47H145V49H144ZM251 47H253L254 49H256L255 51L254 50H252L253 48H251ZM133 48V49H132ZM135 48V49H136ZM224 48V49H223ZM246 48V49H245ZM251 48V49H250ZM94 49H96V46L95 45H92L90 48H88V50H90V51H88L89 52V56H92V53H93V50ZM207 49V50H206ZM249 49V50H248ZM142 50H143V53H142ZM180 50V51H179ZM206 50V51H205ZM223 50V51H222ZM246 50V51H245ZM247 50L250 52V54H256L257 55V57H256V55L254 56V57H256V58H258V59H256V60H252V61H249L247 58H244V57H247V56H245V54L247 53ZM251 50V51H250ZM182 51V52H181ZM69 52V51H68ZM84 52V51H83ZM180 52V53H179ZM240 52H242V53H240ZM244 52V53H243ZM253 52H255V53H253ZM178 53V54H177ZM132 54V55H131ZM140 54V55H139ZM144 54V55H143ZM181 54H183V55H181ZM191 54V55H190ZM135 55V56H134ZM180 55V56H179ZM240 55V56H239ZM242 55V56H241ZM123 56V55H122ZM140 56V57H139ZM183 56H185V57H183ZM206 56V57H205ZM253 56V55H252ZM2 57H3V59H2ZM59 57H63V59L61 60V59H59ZM138 57V58H137ZM203 57V58H202ZM208 57V58H207ZM239 57V58H238ZM112 58V60H114V62H116V60H115V58L113 59ZM125 58H127V59H125ZM194 58H195V62H194ZM144 59V60H143ZM207 59H208V61H207ZM215 59V60H214ZM227 59V60H226ZM230 59V60H229ZM5 60V61H4ZM123 60V62H125ZM172 61V59L171 60H169V62L170 63H168V62H166L167 64H172L171 66H174V62H176V61H174V59H173V62H171ZM208 63H207V62ZM222 61H224L223 63H222ZM221 64H220V63ZM255 62V63H254ZM83 63H85V61L83 62ZM177 63H178V60H177ZM177 63L175 64L176 66H177ZM204 63V64H203ZM219 63V64H218ZM251 63V64H250ZM254 63V64H253ZM61 64H62V66H61ZM111 64V65H110ZM166 64V65H167ZM69 65V66H68ZM110 65V66H109ZM159 65H161L162 66V64H159ZM164 66V68H165V70L164 71H166V65H165V63L163 64ZM205 65V66H204ZM220 65V66H219ZM169 65H167V70H168V68L169 67H171V66H169ZM176 66H174L175 68H176ZM39 67H37V68H39ZM57 67H58V70H57ZM63 68V69H59V68ZM80 68H83V64L82 65H80L79 66ZM160 66H158V68H159ZM69 68V69H68ZM105 68H108L109 70H107V69H105ZM65 69V70H64ZM162 69V68H161ZM160 69V70H161ZM178 69V68H177ZM32 70H34L33 72H32ZM35 70L37 71V74H35L36 72H35ZM61 70V71H60ZM128 70V69H127ZM163 70V69H162ZM197 70V71H196ZM202 70V71H201ZM206 70V69H205ZM52 71H53V73H52ZM55 71V72H54ZM59 71V72H58ZM111 71V70H110ZM238 71L239 72V74H238V72H237V74H236V72ZM35 72V73H34ZM67 72V71H66ZM194 72V73H195ZM253 74H252V73ZM50 73V75L51 74H55L54 75V78H56V80H50V78H51V76L50 75H48ZM135 73V72H134ZM197 73H195L194 75L196 76V74ZM205 73V72H204ZM203 73V74H204ZM247 73V74H246ZM250 73V74H249ZM42 74L43 75H45V77H43L42 76ZM62 75H65V72H64V74L62 73L59 77H60V82L62 81ZM252 75V76H251ZM261 76H264V75H262V74H260ZM47 76H48V78H47ZM204 75H202L201 74V77H203ZM257 76V77H256ZM40 77H42V78H40ZM58 77V78H59ZM100 77H102V76H100ZM52 78H53V76H52ZM229 78L231 79V80H229ZM254 78V79H253ZM204 79L202 78V82H204ZM221 79V80H220ZM263 79V80H262ZM197 82L198 80H197V77L195 78V79H192V83H195V81ZM262 80V81H261ZM58 81V80H57ZM126 81V82H127ZM227 81V82H226ZM261 81V82H260ZM59 82V81H58ZM59 82V83H60ZM214 82H216V85L214 86V85H212V84H215ZM55 83V84H54ZM262 83H263V85H262ZM221 84V85H220ZM222 84L223 85H225L226 87H223L222 86ZM43 85V86H42ZM20 86L21 87H23V89L25 88V90H27L26 89V84H25V82H21L20 83ZM56 86H59L58 84L56 85ZM214 86V87H213ZM222 86V87H221ZM222 89H221V88ZM226 89V90H225ZM227 91H229V92H227ZM230 91L232 92V93H230ZM220 92H222V93H220ZM54 94V95H55ZM193 94H196V93H193ZM229 94H231V95H229ZM233 94V95H232ZM224 95V96H223ZM164 96V95H163ZM79 97V96H78ZM71 98L73 99V95L71 96ZM164 98V97H163ZM163 98H161L163 101H164V99ZM176 98H178V97H176ZM161 99H159L160 101H161ZM180 101H181V99L180 98H178ZM177 99V101H178V103L177 102H174V103H177V104H175L174 106L175 107H173V106H171V107H173V108H170V109H172L171 111L173 112H171L170 111V109L168 110V109H166L167 110V112L168 111H170V114H168L167 115V113H166V115L167 116H169V117H171L172 119H173V117H174V113H175V111H176V115H175V117H177V118H175V119H173V120H171V118L169 119V120H171V121H169L168 120V122L169 123H166L168 126L167 127H169L170 125V127L169 128H171V130L170 129H168L167 128V130L169 131V133H173V130H174V132H176V131H181V129L183 130V129H185L182 133H184L185 131H186V128L187 127H183L185 124V122L183 121L185 118H186V115H187V112L186 111H184L185 110V107H183V106H181L182 105V101L180 102L179 100ZM74 100V99H73ZM84 100V98L83 99H77V100H75V101H77V106L75 105V107L74 108H76L77 109V113H78V116H79V118H82L83 117V115H84V112L85 111H87V108H85V102L83 101ZM175 101H176V99H175ZM215 101L217 102V103H215ZM219 101H220V103H219ZM84 102V103H83ZM180 102V103H179ZM73 103L74 102H72V104H71V108L74 106L73 105ZM178 104H179V106H181L180 108H177V107H179L178 106ZM181 104V105H180ZM213 104H214V106H213ZM219 104V106H217ZM220 104H222V105H220ZM212 105V106H211ZM216 105V106H215ZM224 105H225V107L226 108H224ZM229 105V106H228ZM230 105H231V107H230ZM236 105L237 106V108H236V106L234 107V106ZM223 106V107H222ZM231 109H230V108ZM169 108V107H168ZM175 108H177V109H175ZM184 108V109H183ZM223 108V109H222ZM228 108V109H227ZM239 108V109H238ZM175 109V110H174ZM225 109V110H224ZM227 109V110H226ZM180 110V111H179ZM184 111V113H183V111ZM234 111V110H236V111H234V112H232V111ZM182 111V112H181ZM75 111H73V113H74ZM186 112V113H185ZM222 112H223V114L225 115L224 117H222ZM171 113H172V115L173 116H171ZM183 113V114H182ZM227 113H229V114H227ZM232 113V114H231ZM238 113V114H237ZM243 113V114H242ZM201 114V113H200ZM215 114H217V115H215ZM239 115V116H237V115ZM24 115H26V113H24ZM76 115L77 114H75V117H76ZM220 115V116H219ZM233 115V116H232ZM65 116V115H64ZM179 116V117H178ZM204 116H205V118H204ZM217 116V117H216ZM231 119L230 121L227 119L228 117ZM236 118H235V117ZM184 117V118H183ZM220 117H222V118H220ZM227 117V118H226ZM213 118V119H212ZM238 118H239V121H238ZM176 119H177V121H176ZM204 119V120H203ZM210 119V120H209ZM227 119V120H226ZM233 119H237V121L236 120H233ZM64 120V121H63ZM207 120V121H206ZM59 121H61V122H59L58 123V127L55 125V126H53V127H56V128H54V130L56 129V131L57 130H60V131H62V129H63V132L64 131H67V130H69V128H70V123H71V119H69V118H66V120L64 119V117H63V119L62 120H59ZM63 121V122H62ZM173 121V123H171ZM232 121H236V125L234 124H232L233 122ZM174 122H175V125H174ZM177 122V123H176ZM199 122H198V124H199ZM231 122V123H230ZM251 122V123H252ZM55 123V122H54ZM61 123V124H60ZM171 123V124H170ZM57 124V123H56ZM210 124V125H209ZM59 125H60V127H59ZM62 125H64L63 127H61ZM66 125H68V126H66ZM164 126H166V125H164ZM164 126H162L163 128H161V129H164ZM177 126V127H176ZM36 127V126H35ZM67 127V128H66ZM176 127V128H175ZM179 127H180V130H178L179 129ZM204 127H205V129H204ZM207 127V128H206ZM174 128V129H173ZM202 128L204 129V130H202ZM177 129V130H176ZM201 129V130H200ZM176 130V131H175ZM258 130L256 131V132H258ZM37 131H38V135L40 136V137H42L43 138V136L46 134V129H44V127H43V129H40L39 128V130H38V125H37ZM160 131H162V130H160ZM159 131V136H167V135H169V133H168V131H166V128H165V133L163 134V132L161 133ZM233 131V132H234ZM59 132V131H58ZM62 132V133H63ZM79 132V134H80V131H78ZM167 132V133H166ZM180 132V133H181ZM217 132V131H216ZM215 132V134L216 135H218L219 136V134H217ZM258 132V133H259ZM82 134H83V132H81ZM197 134V136H195L194 138L192 137V139H188V141L189 140H192V142L191 143H193V145H195L196 147L194 148V149H196V148H198V146H200L201 147V141H202V139L201 138H204V137H202L203 135H202V133H200V134ZM245 133H247L246 135H245ZM243 132V134H244V137H243V139H244V141L243 142H246L247 140L250 142V144H252L253 146H255L256 147V149L257 150H255L256 152L257 151H259V149H260V151H261V153H262V157L261 156H259V157H257V158H259V159H255V160H252L251 162H250V160L249 161H245L242 165L238 162V163H236V164H234L233 165V167H234V171H235V173H233L234 171H232V173H229L228 174V171L230 170L229 168H230V166L233 164H229L230 166L228 167V163H227V160H220L221 161V163H220V165L219 166H217L216 168H217V172L215 171V173H217L218 175H219V177L218 176H216L217 174H214L213 172H211V171H207L209 174H211V173H213V174H211V176H208V173H205V171L203 170L204 169V167H205V170L207 169V157H205L206 155H205V150H204V152H202L205 156H204V158H203V155L201 154V153H199L198 152V154L197 155H201L202 156V158H200V160L201 161H204V162H206V163H203V162H201L200 161V163L201 164H206V165H204V167H202L203 165H201V167H202V170L200 169V170H196L195 172H197V173H194L195 175L197 174H199V175H201L202 177H203V179H201L200 180V176L198 177H193V176H191V178H194V180H193V182H194V184L192 183V186L193 187H195V185H197L194 189H193V191H192V193H193V195L195 194V196L197 197L196 198V200H195V196H194V200L193 199H188V200H186L187 202H186V204L185 205H183V207L179 210V213H178V210H177V208H174V210L172 209L171 210V208L172 207H176V206H174L175 205V203H171V204H169L170 202H172V201H170L169 199H171V198H169V199H167V195L165 196V198H164V200H166V201H164L163 200V209H167V212L165 211V210H163V209H161L162 211L160 212V213H162V214H160V215H162V217L159 215H157V217H155V219H153L154 221H153V225H152V222L150 223V224H148L149 225V227H148V225H147V227H146V229L144 230V232H143V234L142 235H140V236H138L137 237V234L136 235H134L136 238H135V243H137V245H139L138 246V249H140V248H142V251H137L136 250V248L137 247H134V248H132L131 249V251H132V253H137V252H140L139 254H142L143 255V249H144V247L145 246H147L148 244H152V245H148L147 247H152L153 249H151V248H149V252L148 251H145V253H148V254H146V256L148 255V256H150V258L147 256V258L145 257V256H142V257H140V255L138 256L139 258H140V260L144 263V264H146V263H148V264H153L152 262H154V260H158V263H160V264H199V257L196 255V250H197V248H196V246H197V244L195 243L196 241H197V238L195 237V234H196V232L195 231H193L192 232V226H193V228H196L195 230L196 231H198V232H201V233H203V234H205V236L207 237V234H208V230H207V227L208 226H210V224H212V222L214 221L213 219H212V217H211V215H213L212 214V209H211V207L214 205L217 209H218V211L220 210H222L220 213L222 214V215H225L224 214V212H226V210H231L232 209V206H233V199L235 198V195L237 194V191L239 190V189H241V187L245 184L246 185V182L248 181V182H255L254 180H256V183L258 184V185H262V186H264V162H261V160L263 159L264 160V141L262 142V141H260V138H258L259 136L258 135H256L255 136V138H254V135H253V133L251 134H249L248 132ZM258 133H256V134H258ZM78 135V134H77ZM198 135L200 136V137H198ZM202 135V136H201ZM216 135H215V137H216ZM248 135H249V137H248ZM252 135V136H251ZM217 136V137H218ZM233 136V135H232ZM78 137H80L79 135H78ZM168 137V136H167ZM214 136H213V138H215ZM220 137V136H219ZM222 137V136H221ZM221 137H220V139H221ZM224 138H225V140L226 141H228V139H226V138H228V136H223ZM230 138H229V141L227 142V144L225 145V146H227L228 145V143H229V146H227L228 147V149H229V147H231V146H233L234 144H235V142L234 141H232V137H231V135L229 136ZM83 138V136L81 137V139ZM212 138V139H213ZM224 138H223V140L221 139V142H219L220 140H219V138H215V139H217L216 141H218L219 143H221V144H219L218 142H216V141H214V140H212V143H214V142H216L218 145L217 146H221V148H220V150L219 149H217L216 148V144L214 143V144H212V146L214 147V145H215V147L214 148H216V150H215V152H222V154H223V156L222 157H220L221 159L223 158V157H225L224 155L227 153V152H229V154L228 155H233V154H230V151H234V150H232V149H230V151L228 150V151H226L225 152V154L223 153V151H224V146H223V144H225V140H224ZM80 139V138H79ZM231 139V140H230ZM204 140V139H203ZM83 141L84 140H82L81 142L83 143ZM193 141H197V143L196 144H194V142ZM214 141V142H213ZM225 141V142H224ZM232 141V142H231ZM200 142V143H199ZM222 142H224V143H222ZM254 144H253V143ZM93 143V141H91L90 142V145L88 146V148L86 147V149L85 150H87L86 152L84 151V156H83V158H84V162H87L88 161V159L91 157V156H96V157H98V158H100L101 156H102V154L99 152V149L95 146V143L94 144H92ZM231 143V144H230ZM234 143V144H233ZM89 144V143H88ZM249 144V145H250ZM231 145V146H230ZM211 146V145H210ZM182 147V146H181ZM194 147V146H193ZM213 147H210L211 149L213 148ZM226 147V148H227ZM251 147V146H250ZM202 149L201 150H203V147H201ZM209 148V149H210ZM225 148V149H226ZM254 147H251V153L252 152H254L253 153V155L255 156V154L257 155V153H255V151H254V149H253ZM263 148V149H262ZM182 150H185L186 148H185V146H184V148L182 147L181 148ZM199 149V148H198ZM198 149H196L197 151H199ZM263 151V152H262ZM118 152V151H117ZM180 152H182V151H180ZM190 150H189V148H188V150H186L184 153H186L185 154V156L187 157L188 156V153L190 154ZM201 152V151H200ZM235 152V151H234ZM234 152H231V153H234ZM176 153V155L177 154H179V156L177 157L178 159H179V157H181L180 155H184L183 153L182 154H180V153H177V152H175ZM175 153H174V157H176V155H175ZM259 153V152H258ZM261 153H259V154H261ZM116 155V154H115ZM231 157V156H230ZM177 158H175V160L177 159ZM206 158V159H205ZM209 158V157H208ZM227 158V157H226ZM260 158H262V159H260ZM177 159V160H178ZM189 159V158H188ZM206 160V161H205ZM256 160H259L258 162H256ZM242 161V160H241ZM223 162V163H222ZM227 164H226V163ZM232 162H234L235 163V160L234 161H232ZM246 162L248 163V166H246L245 168L243 167V166H245L244 164H246ZM256 163V164H255ZM257 163H260V164H257ZM225 164V165H224ZM240 164V165H239ZM254 165V166H252V165ZM238 165V166H237ZM258 165H259V167H258ZM1 166H3V167H1ZM5 166V167H4ZM12 166V167H11ZM209 166H211V165H209ZM213 166V165H212ZM211 166V167H212ZM225 166V167H224ZM252 166V167H251ZM7 167V168H6ZM11 168V170H10V168ZM215 166H213V168H214ZM221 167V168H220ZM225 169V168H227V170H223V168ZM236 167L238 168H241L242 167V171H241V169H238V170H240V172L239 171H237V169H236ZM248 167V168H247ZM254 167V168H253ZM208 168H210V167H208ZM232 168V167H231ZM260 168V169H259ZM7 169V170H6ZM215 169V168H214ZM218 169H219V171H218ZM223 170V173H221V171ZM229 169V170H228ZM244 169H246L245 171H244ZM208 170V169H207ZM6 173H5V172ZM11 173H10V172ZM104 170H102V171H97L96 173L98 174H96V176L94 177V179L92 180L93 181V183H92V188H93V194L95 195L97 192H99V190L100 189H103V186L105 187L106 186V183L104 182V180H103V175L105 174L104 172H103ZM204 172V173H198V172ZM227 171V172H226ZM238 172V174H237V172ZM211 172V173H210ZM219 172V173H218ZM230 172V171H229ZM243 174H242V173ZM9 173V174H8ZM223 175H221V174ZM255 173V174H254ZM70 174H72V173H70ZM70 174H68V175H70ZM228 174V175H227ZM231 174V175H230ZM239 175V174H241V175H239V176H236V175ZM9 175V176H8ZM204 175V176H203ZM232 175H234L235 177H233ZM254 175H256V176H254ZM207 176H208V178L210 177V178H212V179H210L213 183H211V181H207L205 178H207ZM223 178H222V177ZM230 176V177H229ZM231 176L233 177V178H231ZM246 178H245V177ZM8 177V178H7ZM70 176H68V178H69ZM189 178H190V176H189ZM207 178V179H208ZM214 178L216 179V181H214ZM242 178V179H241ZM206 180V182L205 181H203L202 182V180ZM233 179H235V180H233ZM240 179H241V182H240ZM248 179V180H247ZM196 180H198V181H196ZM219 180V181H218ZM223 180H226V181H224L225 182V185H226V182H227V184H232V185H234L233 187H235L236 189H237V191H235L236 189H233L234 191H232V189L231 188H233V187H230V188H228L230 191H231V194H230V192H229V190H225L227 187L224 185V182L222 183V185H221V183L219 184V182H221V181ZM231 180H233V181H231ZM237 180H238V182H237ZM5 181V182H4ZM242 181H244V182H242ZM104 182V183H103ZM207 182H210V185L211 186H209L208 187V185H209V183H208V185H207ZM233 182V183H232ZM3 183V184H2ZM203 183H205V184H203ZM242 184V185H240L239 186V184L238 185H236L235 186V184ZM105 184V185H104ZM212 184H214V185H212ZM230 184V185H231ZM200 185H201V187H200ZM221 185V186H220ZM231 185V186H232ZM244 185V186H245ZM166 186H169V184L168 185H166ZM213 186V188H217L218 186V188L219 189H221L222 187L224 188H222V192L221 191H219V189H218V192L219 193H221V194H219L216 190V188H215V190L213 189V188H211ZM215 186V187H214ZM225 186V187H224ZM238 186V187H237ZM171 187V186H170ZM169 187V188H170ZM169 188H166V190L167 189H169ZM211 188V191L214 193H212V192H209V189ZM224 190L226 191L225 192V195H224ZM182 191H184V190H182ZM181 191V192H182ZM242 191V189L240 190V192ZM74 192V191H73ZM72 192V190L69 192L68 191V193H67V191H66V193H67V195H69L68 197L70 198V197H72L73 198V193ZM239 192V191H238ZM72 193V194H71ZM212 193V194H211ZM217 193L219 194V195H217ZM228 193V194H227ZM71 194V195H70ZM210 194H211V196H210ZM180 195V197L182 196V194H179ZM184 195V194H183ZM223 195V196H222ZM233 195V196H232ZM216 196H218L217 198H216ZM221 196V197H220ZM229 196H230V198H231V200L232 201H230V199H229ZM232 196V197H231ZM169 197V196H168ZM182 197H184V196H182ZM211 199V201H209L210 199ZM214 197V198H213ZM234 197V198H233ZM59 198H61V197H59ZM213 198V199H212ZM233 198V199H232ZM185 199V198H184ZM91 199H89V201H88V205H89V208L90 209H93V208H91L93 205H92V203H91ZM228 201V203H226ZM209 202H210V204L212 205L214 202V204L211 206L210 204H209ZM218 202V203H217ZM230 202V203H229ZM1 203V202H0ZM2 204V203H1ZM1 204H0V207H2L1 206ZM166 204V205H165ZM218 204V206H216ZM223 204H224V207H223ZM92 205V206H91ZM164 205H165V208H164ZM169 205V206H168ZM65 206V205H64ZM167 206V207H166ZM213 206V207H214ZM221 206V207H220ZM227 206V207H226ZM170 207V208H169ZM229 207V208H228ZM223 208H225V210L223 209ZM89 209V210H90ZM169 210H171V211H169ZM175 210H177V211H175ZM210 210V211H209ZM92 211V210H91ZM209 211V212H208ZM232 211V210H231ZM171 212H175L174 214L173 213H171ZM176 212H177V214H176ZM90 213V212H89ZM170 213V214H169ZM207 213V214H206ZM165 215V216H164ZM176 215H177V218H174V217H176ZM239 214H236V216L237 217H240V215L238 216ZM89 216H91V213L88 215V213H86V215H83L82 214V216H80V217H78V219L76 218V220H74L73 221V223H74V225H75V228H74V230L73 231H69V230H65V231H59V234L58 235H56V236H60V237H62V239H63V249L64 250H66L65 251V253H66V255H64L65 257H64V259L63 258H60V260H65L66 259V257H69L70 256V254L71 255H73L76 251H78L79 250V248H78V246L79 247H81V245H79V244H82L81 242L83 241V239H85V238H82V240H80L81 239V234H77V232H76V228L77 227H79V225H82V232L84 231V229H85V227L87 228V231L89 230L90 231V229H88V228H90L93 224H91L90 225V223H91V221L89 222ZM226 216V215H225ZM251 217V219H252V215L251 214H249L247 217H248V219H246V220H244V221H238L237 219H233V221H238V222H234V226L236 227V226H238L239 225V223L240 224H248V223H250V222H252L251 221V219H250V217ZM159 217H161V218H159ZM166 217V218H165ZM168 217H170V218H168ZM171 217H173V219L171 218ZM210 217H211V219H210ZM56 218V217H55ZM170 219H172V220H170ZM175 219L182 225H180L179 223L177 224L176 223V221H175ZM88 220V221H87ZM90 220H92V218H90ZM156 220V221H155ZM167 220L169 221L168 223L170 224L171 222H172V225H169L168 223H167ZM175 221V222H174ZM246 221H248V222H246ZM250 221V222H249ZM84 222V223H83ZM215 222H217L216 220H215ZM242 222V223H241ZM155 223V224H154ZM209 223V224H208ZM86 224H87V226H86ZM173 224H177L176 226V228H174V226H173ZM213 224H214V222H213ZM217 224H218V222H217ZM244 224V225H245ZM253 224V223H252ZM251 223H250V225L251 226H253ZM154 225H155V227H154ZM179 225H180V227H179ZM249 225V224H248ZM191 226V227H190ZM247 226V225H246ZM256 227L258 228L259 226L257 225V226H255V229H256ZM84 228V229H83ZM145 228V227H144ZM148 228V229H147ZM174 228V229H173ZM188 228V229H187ZM202 228L205 230H202ZM206 228V229H205ZM208 228H210V227H208ZM260 228V227H259ZM258 228V229H259ZM176 229V230H175ZM198 229H200V230H202V231H199ZM86 230V229H85ZM194 230V229H193ZM191 231V232H190ZM91 233H92V230L90 231ZM192 234H194V236L192 235ZM77 235V236H76ZM93 236V235H92ZM91 235H90V238L89 239H93V238H91L92 237ZM78 237V238H77ZM84 237V236H83ZM89 236H87L86 238H88ZM196 239H195V238ZM118 238H115L114 240L116 241ZM154 239H158V240H154ZM80 241V242H79ZM159 241V242H158ZM193 241H194V243L196 244V245H194V243H193ZM53 242V241H52ZM54 242H55V239H54ZM155 242H156V244L158 245H156L155 244ZM40 243V242H39ZM154 243V244H153ZM41 244L42 243H40V245L38 246L39 248H40V250H41ZM55 244H56V242H55ZM52 245H54V243L52 244ZM57 245V244H56ZM78 245V246H77ZM136 245V244H135ZM44 245H42V247H43ZM46 246H48V244H45V247H43V249H42V251H38L39 253L40 252H42L43 253V250L45 249V251H47V249H46ZM55 246V245H54ZM155 246V247H154ZM157 246V247H156ZM65 247V248H64ZM66 247H67V249H66ZM75 247H77V248H75ZM51 248H53V246H51ZM71 248H72V250H71ZM156 248V249H155ZM33 249V248H32ZM29 250L30 252L28 253V257L30 258V260H31V262H30V260H29V258H28V261H29V264H55V261L57 260V256L55 255V253H54V255L56 256V260L54 259V255H53V257H52V254H50V257H51V259L53 258V261L54 262H52L51 260H50V258H48V256H46L45 254L43 255L42 253H40V255L38 254V252H37V254H36V251H33V250ZM49 249H50V247H49ZM73 249L75 250V251H73ZM135 249V250H134ZM155 249V250H154ZM68 250V251H67ZM69 250H71V253H70V251ZM44 251V252H45ZM56 251V250H55ZM73 251V252H72ZM159 251H160V253H159ZM161 251L163 252L162 253V255H161ZM31 253V254H30ZM45 253H47V252H45ZM73 253V254H72ZM131 253V252H130ZM134 253V254H135ZM166 253V254H165ZM49 254V253H48ZM47 254V255H48ZM57 254V253H56ZM95 254V253H94ZM59 255V254H58ZM130 255V254H129ZM136 255H138V254H136ZM46 256V257H45ZM93 257H95V258H97L96 256L97 255H92ZM91 256V257H92ZM131 256V255H130ZM38 257V258H37ZM59 257H62L61 255H59ZM58 257V258H59ZM71 258H72V256H70ZM138 257H137V260H139L138 259ZM145 257V258H144ZM45 258H48V259H45ZM70 258V259H71ZM144 258V259H143ZM69 259V258H68ZM66 260L67 261V263H66V261H63V262H65V263H63V262H59V260H58V263H60V264H74V263H72V262H70L69 260ZM147 261H146V260ZM47 260L48 261H51V262H47ZM133 260V259H132ZM132 260L129 258V259H125V261H128V263L129 262H131L130 264H135L136 262H137V264H138V261L136 260H134L135 261V263H134V261L132 262ZM139 260V262L140 263H142L141 261ZM146 262H145V261ZM153 260V261H152ZM37 261V262H36ZM150 261H152V262H150ZM161 261V262H160ZM46 262V263H45ZM93 262V261H92ZM95 262V261H94ZM93 262V263H94ZM57 262H56V264H58ZM142 263V264H143ZM157 263V261H155L154 262V264H156ZM95 264V263H94Z\"/></svg>",
	"mask_w": 264,
	"mask_h": 264
}]
</instances>
